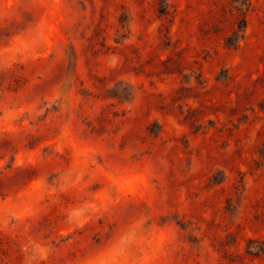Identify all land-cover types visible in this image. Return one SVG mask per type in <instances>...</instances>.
I'll use <instances>...</instances> for the list:
<instances>
[{"label": "rangeland", "instance_id": "rangeland-1", "mask_svg": "<svg viewBox=\"0 0 264 264\" xmlns=\"http://www.w3.org/2000/svg\"><path fill=\"white\" fill-rule=\"evenodd\" d=\"M0 264H264V0H0Z\"/></svg>", "mask_w": 264, "mask_h": 264}]
</instances>
